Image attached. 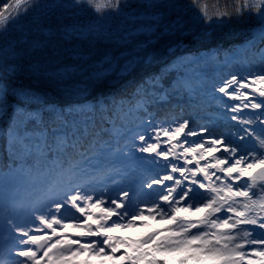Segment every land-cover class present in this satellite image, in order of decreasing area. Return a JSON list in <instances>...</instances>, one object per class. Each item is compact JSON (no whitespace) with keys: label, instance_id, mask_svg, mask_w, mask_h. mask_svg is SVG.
Returning <instances> with one entry per match:
<instances>
[{"label":"snow or ice","instance_id":"snow-or-ice-1","mask_svg":"<svg viewBox=\"0 0 264 264\" xmlns=\"http://www.w3.org/2000/svg\"><path fill=\"white\" fill-rule=\"evenodd\" d=\"M43 7L42 0L2 6L0 66L60 86L70 74L48 73L38 54L46 38L77 39L89 45V59L81 56L76 70L84 87L64 89L74 95L102 87L109 71H137L152 58L144 49L154 39L174 36L179 48L186 34L255 24L246 72L208 81L195 73L209 57L180 56L168 65L175 85L149 77L135 89L131 110L115 99L67 107L45 99L32 111L17 105L0 167V264H264V0H143L136 12L132 0H68L53 7L94 16L55 30L48 16L28 19ZM140 34L139 50L109 51ZM93 43L105 51L93 56ZM201 92L226 130L185 115L181 98ZM9 96L40 99L0 82V116ZM21 117L34 122L30 131Z\"/></svg>","mask_w":264,"mask_h":264},{"label":"trees","instance_id":"trees-1","mask_svg":"<svg viewBox=\"0 0 264 264\" xmlns=\"http://www.w3.org/2000/svg\"><path fill=\"white\" fill-rule=\"evenodd\" d=\"M68 0H42L43 7L37 11L34 16H29L28 19H35L38 17L48 16L55 25H70L78 22L87 23L90 21L94 14L89 9L84 12H79L75 16H72L62 8H54V5L60 3H67ZM170 2L178 4H188L189 0H170ZM13 0H0V10H3L2 6L5 4H11ZM211 3V0H209ZM133 7L129 9L131 12L139 11L137 5L138 0L132 2ZM55 12V16L51 15ZM7 15V13H6ZM119 23V21H116ZM255 24V20H250L247 23L232 22L228 26L218 29L212 32L197 33L195 36L185 35L181 41H179V48L176 47L175 37L162 36L160 39H154L152 44L149 45L144 51L151 54V59L139 66L138 70L132 73H125L123 75H117L115 73L108 74L103 86L96 88L91 87L86 93L80 95L71 94L64 89L66 87H84L79 84L81 79L79 73L76 71L78 65L83 63L84 59H89V52L87 49L89 45L82 43L77 39H65L60 35L46 38L48 44L47 48L38 54V59L43 61L48 73L52 72H68L65 78V83L57 86L53 81L47 79H38L30 76L26 71H17L15 74L11 70L5 71L0 66V82L8 85L11 88L23 87L30 90L40 99L39 101L16 99L13 96H9V102L11 107L7 110V115L0 116V167H3L8 162V147L6 131L9 127L12 110L19 105L20 108L29 111L36 110L43 107V101L47 99L55 103L58 106L67 107L68 105L88 101L94 103L96 100H106L111 102L113 99L117 103L123 101L125 110L133 109V106L137 103L133 93L138 85H141L143 81L148 80L151 76L163 75L162 84L165 87L175 85V81L178 79L177 74L170 70L168 65H174V62L180 56H206L209 57V61L206 64L198 66L196 76H202L205 80L210 81L212 77L220 74L246 72L245 68V52L246 41L251 35L252 26ZM13 35L16 31L12 32ZM146 38L139 35L135 38L134 42H130L128 45H117L115 48L109 47V51H117V55L124 57L136 48L139 50V46L144 42ZM105 45L109 44L108 41L103 42ZM169 45H171L173 51H169ZM92 55H97V52H104L105 48L101 46L96 48L95 43L91 46ZM143 54V52H141ZM235 57V58H233ZM102 59V58H101ZM101 59L96 62L100 63ZM252 63L258 65L259 61L255 60ZM191 71V70H189ZM204 93H200L199 96L193 95L190 99L188 96H183L181 102L185 106V115H191L197 123L207 125H217L219 130L224 131L226 128L224 125L226 121L219 119L218 108L215 104L205 103L201 97ZM177 101H173L176 103ZM47 118V112H45ZM23 120L22 127L27 130L33 128L34 122ZM128 119L133 120L135 116H129ZM24 195V193H21ZM153 227L159 228L162 225L156 223ZM121 235H127L128 233H120Z\"/></svg>","mask_w":264,"mask_h":264},{"label":"rangeland","instance_id":"rangeland-1","mask_svg":"<svg viewBox=\"0 0 264 264\" xmlns=\"http://www.w3.org/2000/svg\"><path fill=\"white\" fill-rule=\"evenodd\" d=\"M133 1H135V0H132V2H133ZM138 1H139V4H140V3H143V0H138ZM164 2H170V0H164ZM167 15H168L171 19H173V20L176 18V17L173 15V13H172L171 10L168 11ZM140 35H142L143 38H146L143 34H140ZM138 36H139V35H138ZM111 73H113V72H111V71L108 72V74H111Z\"/></svg>","mask_w":264,"mask_h":264}]
</instances>
